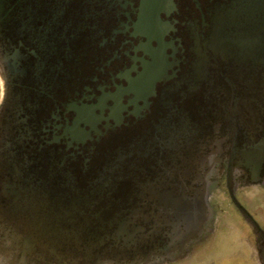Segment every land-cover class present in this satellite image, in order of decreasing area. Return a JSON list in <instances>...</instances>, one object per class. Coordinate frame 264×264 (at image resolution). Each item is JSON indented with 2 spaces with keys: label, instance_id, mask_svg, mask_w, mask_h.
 Listing matches in <instances>:
<instances>
[{
  "label": "flooded vegetation",
  "instance_id": "flooded-vegetation-1",
  "mask_svg": "<svg viewBox=\"0 0 264 264\" xmlns=\"http://www.w3.org/2000/svg\"><path fill=\"white\" fill-rule=\"evenodd\" d=\"M0 65V264H264V0H0Z\"/></svg>",
  "mask_w": 264,
  "mask_h": 264
},
{
  "label": "rangeland",
  "instance_id": "rangeland-1",
  "mask_svg": "<svg viewBox=\"0 0 264 264\" xmlns=\"http://www.w3.org/2000/svg\"><path fill=\"white\" fill-rule=\"evenodd\" d=\"M229 225H234L235 230L238 233L240 226L232 220L228 219ZM245 227V226H243ZM246 232V229L240 230V232ZM243 235V234H242ZM237 240L232 232L221 231L219 233L217 240L212 242V237H209L207 242H205V255H213L216 260H200L201 258H193L192 264H248L249 258L248 255L252 254L253 262L250 264H260L259 258L257 255V250L253 246L247 245L245 242L239 240L233 242L232 240ZM252 250V251H251ZM251 251V252H250ZM198 255H202L199 253Z\"/></svg>",
  "mask_w": 264,
  "mask_h": 264
},
{
  "label": "water",
  "instance_id": "water-1",
  "mask_svg": "<svg viewBox=\"0 0 264 264\" xmlns=\"http://www.w3.org/2000/svg\"><path fill=\"white\" fill-rule=\"evenodd\" d=\"M233 200L236 202L237 206H239L240 210H241V213L242 215L244 216V218L254 227L258 230V232H261V229L260 227L258 226V223L254 220V218L249 214V212L244 208L242 207L239 202L236 200L235 197H233ZM34 226H36V224H34ZM33 226V228H35ZM38 226L41 227V225L39 224ZM36 232L37 229H33V232ZM29 241H32V242H37V241H40V239L38 237H30L27 239V242ZM25 243V242H24ZM25 246V244L23 245ZM28 246V245H27ZM26 247V246H25ZM83 258V257H81ZM110 263L109 261H105L103 257L101 256H98V260L94 263V264H108ZM79 264H90L89 262H85L83 260H81V262Z\"/></svg>",
  "mask_w": 264,
  "mask_h": 264
},
{
  "label": "snow or ice",
  "instance_id": "snow-or-ice-1",
  "mask_svg": "<svg viewBox=\"0 0 264 264\" xmlns=\"http://www.w3.org/2000/svg\"><path fill=\"white\" fill-rule=\"evenodd\" d=\"M3 98V81L0 80V99Z\"/></svg>",
  "mask_w": 264,
  "mask_h": 264
},
{
  "label": "clouds",
  "instance_id": "clouds-1",
  "mask_svg": "<svg viewBox=\"0 0 264 264\" xmlns=\"http://www.w3.org/2000/svg\"><path fill=\"white\" fill-rule=\"evenodd\" d=\"M4 71H6V67L3 65H0V73H3ZM0 103H2V101H0Z\"/></svg>",
  "mask_w": 264,
  "mask_h": 264
}]
</instances>
